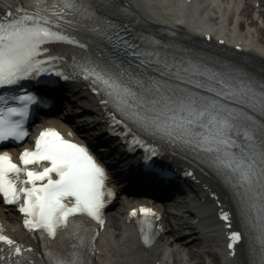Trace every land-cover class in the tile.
<instances>
[{"label":"snow or ice","instance_id":"snow-or-ice-1","mask_svg":"<svg viewBox=\"0 0 264 264\" xmlns=\"http://www.w3.org/2000/svg\"><path fill=\"white\" fill-rule=\"evenodd\" d=\"M8 12L0 17V85L14 84L21 77L38 75L43 72L60 70L52 63L58 59L48 55L44 47L49 41H71L79 43L74 37L56 30L57 17L63 19L64 7L57 5L49 9L40 6L39 0L27 9L18 5H3ZM65 7L72 9V3ZM55 12V15L46 13ZM21 13H24L23 15ZM125 48L133 49L131 55L141 65L151 67L152 53L140 52L136 44ZM159 57V53L155 54ZM144 59H139L140 57ZM170 67V66H169ZM85 73L89 71L84 68ZM141 73L132 75L128 83L119 82L110 72L96 71L92 75L108 86L110 94L129 108L127 114L153 133L167 136L175 143L178 140L198 147L207 152L219 154L220 145L227 146L233 128L244 125V136L247 143L241 142L242 151L225 152L221 157H214L215 163L229 170L226 178L236 185H242V196L247 197L248 218L260 230L262 252H264V87L257 92L250 81L219 79V91L208 84L200 87L217 92V97L197 96L195 92L170 88L163 79H152ZM163 76V72L160 73ZM139 85L135 90L128 84ZM227 89V91H225ZM20 100L37 99L34 93L17 97ZM238 99L240 104L257 103L262 114L259 122L251 113L243 109L237 111L230 101ZM3 100V97H0ZM225 100L229 104H225ZM27 115V104L20 106H0V141L13 138L22 140L27 135L24 117ZM147 147V145H145ZM232 147L236 145L233 142ZM20 163L13 160L9 151H0V195L5 202L16 203L24 213L23 223L30 230L39 229L43 236L46 232L51 237L67 232L81 231V222L85 218L103 223V209L107 196L114 195L106 188V170L90 153L87 146L65 139L55 128L46 127L35 137V146L24 148L19 154ZM143 213L155 214L152 208L141 206ZM137 209H132L135 215ZM253 213L255 215H253ZM220 215L229 219L226 212ZM228 247L231 249L235 241L241 240V232L230 231ZM81 242L83 238L80 237ZM148 242V237H144ZM0 242L8 248L0 249V264H26L21 258L25 248L11 236L3 234L0 225ZM30 248V246H29ZM49 255H52L49 253ZM55 264H78L76 259L56 256Z\"/></svg>","mask_w":264,"mask_h":264},{"label":"bare ground","instance_id":"bare-ground-1","mask_svg":"<svg viewBox=\"0 0 264 264\" xmlns=\"http://www.w3.org/2000/svg\"><path fill=\"white\" fill-rule=\"evenodd\" d=\"M1 2H14L15 0H0ZM104 3H117L119 9L132 13L144 30H148L156 36H163L175 43H187L193 48V53L201 57H211L228 64L230 67L241 70L249 75L264 80V40L259 36L257 27V16L261 17L264 24V0H100ZM108 1V2H107ZM254 1H260L261 6L256 7L254 12ZM110 3V4H112ZM239 11V13H236ZM255 15V17L253 16ZM247 16V25L244 27L241 18ZM162 29V30H161ZM203 30H212L214 34H220L226 38L228 43L219 45L223 50L218 51L215 41L203 42ZM172 33V34H171ZM176 33L177 35H174ZM192 37L193 41L189 38ZM188 43L186 41H189ZM233 41L245 45V49L236 50ZM206 46V44H210ZM216 47V48H215ZM217 54V55H216ZM119 55L112 53L110 60L116 61ZM69 88L82 99V108L87 111L93 110L97 104L100 110L101 105L97 103L98 98H92L82 84L71 83ZM85 100H90L93 106H89ZM77 100L74 102H78ZM103 112V110H101ZM59 125L55 118L43 121L35 125L37 130L48 123ZM207 187L215 190L220 195L224 204H230V194L220 186L214 177L209 175L201 176ZM196 187H201L196 185ZM200 190V188H198ZM190 206L199 218L196 236L190 242L179 243L169 237V233H163L151 247H144L133 226L126 224L124 218L131 207V199L121 195L118 201L117 210L109 213L107 230L98 238V247L91 264H191L193 258L204 256L220 255L223 264H247L246 254L243 247L238 249V256L235 260H227L221 255V247L218 237L209 240L210 233L215 230L212 224V217L209 209L213 207L208 202H190ZM10 207L5 212L0 207V219L6 221L11 231L15 234L20 232L18 216ZM179 219H185L182 215ZM170 222V220H165ZM168 228V227H167ZM169 230V228H168ZM199 237L204 239L202 242ZM184 243V244H183ZM199 262V260L197 261Z\"/></svg>","mask_w":264,"mask_h":264},{"label":"rangeland","instance_id":"rangeland-1","mask_svg":"<svg viewBox=\"0 0 264 264\" xmlns=\"http://www.w3.org/2000/svg\"><path fill=\"white\" fill-rule=\"evenodd\" d=\"M118 205L113 209L117 210ZM199 260V262H197ZM220 263V258L217 256H207L206 254L198 258H193L191 264H219Z\"/></svg>","mask_w":264,"mask_h":264}]
</instances>
